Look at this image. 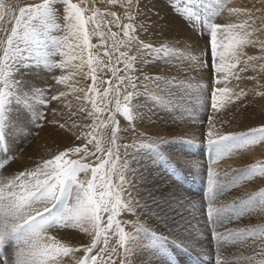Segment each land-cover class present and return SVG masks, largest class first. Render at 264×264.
I'll return each instance as SVG.
<instances>
[{"label":"snow or ice","instance_id":"6c2138e0","mask_svg":"<svg viewBox=\"0 0 264 264\" xmlns=\"http://www.w3.org/2000/svg\"><path fill=\"white\" fill-rule=\"evenodd\" d=\"M119 0H109L111 4H117ZM65 5V24L63 26L67 34L56 36L51 34V30H61V26L56 23L54 15L53 0H43L42 3L27 5L19 8V15L14 16V26L9 30L0 23V43L4 45L3 54L0 56V152L4 153L5 160L0 162V173L7 167V154L9 147L7 143V130L11 120L10 109L17 106L25 111L31 110L29 96L34 95L32 88L29 87L25 92L22 81L16 79V73L20 67L40 68L43 65L49 73L53 69H65L74 67L79 72L83 71L84 65H87L88 72L84 73L85 79L91 78L92 85L89 86L88 92H85L84 99L90 100L96 113L109 111V121L116 124V117L110 109H107L109 93H113L117 98L116 111L122 110L123 115L131 121L133 119V103L136 96L147 95L157 104L168 106L167 102L170 97L167 93L173 89L182 88L180 81L175 79H164L160 75L152 77L146 76L143 80L139 76L129 74L133 71V65L138 60L144 61L145 55L159 61H167L170 56L177 63L182 62L183 56L178 48L161 47L154 48L152 45L140 44L138 52L141 55L129 56L126 52L119 51L124 46L125 41L117 40V33L111 32V24L114 21L105 20V16L116 18V13H100L97 9H91V15L85 16L89 9L82 5L85 0L74 3L73 0H63ZM129 7H135L133 0H127ZM10 10L4 0H0V22L4 21L5 10ZM184 14L191 18V9L185 8ZM233 11H240L234 9ZM255 23L254 21L252 22ZM91 25V28L89 27ZM142 26V25H141ZM108 29V32L103 31ZM134 26L132 24L123 25V35L128 37V43L135 40L130 37ZM227 29V43L218 45L217 34ZM252 29V24L245 20L240 24L229 25H211L210 26V47L213 57L218 56L220 63L216 67L218 78L215 84L221 85L211 92V107L216 108V93L229 92L225 86L229 80L227 68L231 75L237 80L240 79V73L247 71L249 62L256 57L247 56L246 59L244 48L252 45H259L261 53H264V41L253 39L254 31L262 29ZM234 30V31H233ZM97 36L101 40L100 47H105L104 56L108 57L109 64L99 59L98 54H94L92 49L98 47L91 43V37ZM112 40L111 45L107 44ZM72 43H69V41ZM32 44L40 45L43 52L36 51L35 56L25 58L24 51L30 54L33 52L31 47L22 48L21 45L29 46ZM224 51H218V48ZM85 53L86 58H85ZM116 56L115 64L123 63L125 75L117 76L120 71L117 67H112V56ZM60 55L65 59L56 63L51 57ZM228 56L232 63L225 64V57ZM194 59V57H188ZM25 59L28 63L25 64ZM264 60V55L259 57ZM80 60L82 63L71 65L72 61ZM243 62V66H237ZM255 67V66H253ZM109 68L113 76L116 77L117 83L112 81H101L107 83L109 87L101 95V103L104 108L97 107V101L90 97L88 93L97 91L96 84L98 77L97 71H103ZM78 74L73 72L72 75ZM69 76L61 75L53 80L59 84H65ZM152 84L159 90V95L149 92V85ZM143 86L144 92L140 91ZM121 88L124 89L123 101L125 102L121 109L119 101ZM132 90L129 91L128 89ZM47 89L37 88L35 91L41 95ZM81 92L84 89H80ZM246 93L232 92L229 97L231 101L234 96L240 100ZM264 96V92L258 93ZM65 96L64 92L59 95H52L47 98L48 101H59ZM80 99L79 96L76 97ZM46 101H42L44 103ZM84 111L83 108L80 109ZM93 115L92 112L88 113ZM38 119H44V114L40 113ZM105 121L96 125L102 128ZM61 128L65 125L61 124ZM118 128H113L111 147L106 151L101 147L97 136L89 133L91 139L88 143L95 142V151H89L87 146L69 147L60 151L50 159H45L38 163L35 168L14 172L9 177L0 176V264H110L113 256L116 255L117 249L123 247L125 255L130 251L129 244L138 245L137 236L143 234L142 239L150 242L151 250L155 251L160 257L166 260V264H179L169 248L180 249L183 251L188 245L177 243L175 240H169L168 237L157 234L143 225H133V233H126L125 228L117 217L122 213L139 215L141 205L137 201L125 203L122 201V193L126 192L132 185V181L127 179L125 172L129 169L127 160L120 163V152L116 146V136ZM208 137L204 149L208 152L212 164H215L220 158L231 155L234 151L264 142V127L253 128L247 132H230L227 134H218L215 137L211 130L208 131ZM79 139V137H77ZM174 143L185 144L189 147H199L191 141L181 139L173 141ZM166 141L142 144L141 148L150 149L153 153L160 154V147ZM127 147V145H125ZM94 157L97 163L92 164L85 162L87 158ZM184 167L194 169L191 162H185ZM91 173L90 179H81V174ZM225 175H228L227 173ZM264 177V163L250 165L246 170L237 171L230 180L223 181L218 178V174L209 170L206 174L205 188L203 190L205 203L201 205L200 211L206 217L204 223L211 229V238L216 243V250L224 249L227 245H235L237 242H244L251 239L254 243L257 240L264 241V227H252L240 231H229L227 234L220 233L219 228L238 220L246 214L264 213V189L259 192L248 195L247 198L234 202L226 207H216L218 198L224 195L230 188L235 187L240 181L251 180L254 177ZM129 196L131 193L129 192ZM155 203V201H153ZM147 210V206H145ZM104 214H107L106 223ZM180 229L176 232L175 229ZM60 229H79L81 232L91 235L95 233L91 244L82 247H71L55 237L50 236V230ZM188 232L186 226L176 224L170 235H182ZM109 233L118 236L116 247L109 249ZM103 238L104 247L99 251L95 250ZM189 240L194 239L192 233L188 232ZM83 252L79 258L65 261V257L71 254ZM95 253V254H94ZM134 255V254H133ZM255 255L264 256V251H257ZM247 261H253L255 256L245 257ZM215 264H229L222 256L216 255ZM257 264H264V259L257 261Z\"/></svg>","mask_w":264,"mask_h":264},{"label":"rangeland","instance_id":"374dc122","mask_svg":"<svg viewBox=\"0 0 264 264\" xmlns=\"http://www.w3.org/2000/svg\"><path fill=\"white\" fill-rule=\"evenodd\" d=\"M124 1L125 0H120L119 3ZM161 1L165 2L167 8V13H165L178 21L179 25L189 33V39H194V42L197 43V49L199 48L195 56L193 53H188L189 57L200 58L199 65H196V67H194L195 69H191L188 64L182 62L175 63V61L170 64L171 66L173 65V67H170L169 63L166 65L170 67L172 76L166 77L165 79L178 80L183 86L179 90L173 89L172 92L167 93L170 97V100L167 102L168 106L157 104L156 107L157 110H159L157 115L158 118L156 115H153V119L156 117V121L159 122V125H173L177 130L173 133H158V135H150L141 131L135 125V108L137 106V98H139L140 95L135 97L132 105L133 119L129 121L123 115L122 110L120 112L116 111L117 98L113 93H109L108 100L110 103H107V109H110L112 114L115 115L116 124L109 121L108 110L96 113L97 118L94 122H90L86 134L87 137H85L83 141L77 142V145L74 146L70 144V146L84 147L86 145L89 151H95V142L91 144L88 143V140L91 139L89 133H92L97 136L101 147L106 151L111 147L110 141L112 139L113 128H118L116 146L119 148L120 152V163L127 160L129 169L125 172V175L127 179L132 181V185L128 190L122 193V201L125 203L131 201L133 204L138 201L141 205L138 216L122 212L117 217L125 228L126 233H133V225H143L144 227L154 230L159 235L168 237L169 240H175L177 243L188 245L183 251L180 249H173L171 246L169 248V251L179 264H215V257L218 254L222 255L229 264H257V261L264 259V256L255 255L257 251H264V241L257 240L254 243L251 239H248L244 242H237L235 245H227L224 249L220 250V252H217L216 243L211 238V229L204 223L206 217L200 211L201 205L205 203L203 190L205 188L206 174L209 170L218 174L220 180L227 181L230 180L232 176L236 175L237 171L246 170L252 164L264 163V142L238 149L231 155L220 158L215 164L211 163L209 154L204 149V145H206L209 139L207 134L209 130L213 132V136L215 137L218 134L247 132L253 128L264 127V120L257 125L253 123V116L255 117V115H248L249 111L247 109H242L241 99L236 100L233 96L231 101H229V97L234 90H230L229 92H217L216 108L211 107V92L221 85L214 83L218 78V73L215 69L220 61L218 56L213 57L211 54L210 26L213 24L223 25L225 19L224 15L228 10L229 0ZM23 2V0H14L13 7L6 16L7 19L2 21L3 26L9 30L8 34H10L11 27L14 26V16L19 15L20 7H24ZM91 7L103 13L96 3V0H93ZM185 8L191 9V18L184 14L183 10ZM151 13L153 14V12ZM145 18L150 19L151 16L147 15ZM104 19L107 20L106 16ZM53 30H51L52 35L60 36V31L62 29L58 32L55 29ZM103 31L108 32V29H103ZM223 31L224 29L217 34L218 45L227 43V36L225 37L222 35ZM111 32H113V30ZM3 35V33H0V36ZM96 38V43L98 47H100L101 40L99 37ZM91 39V43H93L94 39ZM116 39L118 40V37H116ZM198 42H200V44ZM111 43L112 40L109 39L107 44L111 45ZM176 43H178V41ZM185 45L187 44L185 43ZM3 47L4 45L0 43V56L3 54ZM21 47H31L33 49L31 54L28 51L23 52L25 58H28L30 55L35 56L37 50L40 52L44 51V49L37 44L29 46L21 45ZM100 50H103L104 53L105 47H100ZM218 51H224V49L221 47L218 48ZM134 53H136V51H133V54ZM117 54L118 53L113 54L111 66L120 69L116 74L117 76H123L125 75L124 66H121L123 63L118 65L115 64ZM127 54L133 56L132 53ZM56 58V56L51 57V59L58 63V59ZM106 58L108 62L104 64L107 65L109 64V59L108 57ZM187 60L190 61L188 57ZM27 63L28 60L25 59V64ZM224 63H232V60L226 56ZM189 64L191 65V63ZM154 65L156 66L157 64L154 63ZM241 65L242 63L237 66L236 71L239 70V67L243 66ZM154 69L153 67L144 69V71H141V76V73H137V65L135 62L133 71L129 74L139 76L140 79L143 80L146 76H155ZM161 69L162 67L159 70ZM172 69H176L177 72L172 71ZM194 70H197L198 73ZM225 71L228 72L229 80L232 79L237 83L241 79L237 80L234 78L227 68ZM96 74L98 75L96 84L97 91L88 94L90 97L91 94H93L92 98L94 97L97 101V107L104 108L105 105L101 103L100 97L109 85L107 83H101V81H112L115 85L117 80L109 68H104L103 71L100 73L97 72ZM15 75L16 79L22 81L26 93L29 87H31L32 92L35 94L29 96V102L31 104L30 111H25L19 106L9 110L11 113L10 122L14 123L13 121H16L17 131L15 132V127L13 128V133L12 130L9 131L11 133L7 131L6 138L10 135L15 137V141L19 139L14 146L8 145L10 150L7 154V167L0 173V176L9 178L10 174L14 172L25 171L22 170L25 166L23 164V157L26 154V148L29 147L34 140H36L35 143H37L32 150L35 151V155H37L35 164L37 165L42 162L40 157L45 154L47 148L46 145H43L41 142L46 137L47 132L44 131L41 134L40 132L42 129L48 127L50 114L53 112L52 104L54 105L56 102L48 101L47 98H50L52 95L60 94L57 90L55 91L54 84L59 87V84L53 80V75L57 77V70L55 69L49 73L43 65L38 69L22 65L19 72ZM241 75L244 76V73H240V77H242ZM88 79L89 83L85 87L86 91H88L92 83L91 78L89 77ZM37 88L47 90L41 95L35 91ZM74 89L78 92L76 83L71 81L68 93H71ZM128 90L131 91L132 89L129 88ZM240 90L243 89H239V92ZM140 91L144 92L143 86L140 87ZM236 91L237 89L235 92ZM149 92L156 95L160 94L159 90L152 84L149 85ZM124 94V89L121 88L119 96L121 109L125 103L123 101ZM144 99L146 101L148 100V102L145 103V105L147 104L146 108L149 104V106H152L151 104L156 105L149 96L145 95ZM42 101L46 102L42 103ZM250 108L251 107H249V109ZM167 110H169L168 113ZM137 111L138 110H136V113H138ZM40 113L44 114V119L37 118ZM14 116L17 117L13 119ZM101 121H105V125L102 128H97L96 125L100 124ZM160 121L165 122L160 123ZM11 127H13V125H11ZM179 129L183 130V135L179 133ZM181 139L191 141L199 147H189L185 144L173 142ZM74 140L75 138L69 143L74 142ZM160 141L168 142L162 144L160 147V154L163 156V159L150 149L140 147L142 144ZM125 145H127V147H125ZM64 146L55 149L49 156H54L60 151L66 150L67 148L64 149ZM36 148L41 149V154ZM260 149L263 150L260 151ZM236 159L243 164L238 166L228 165L227 161ZM4 160V153L0 152V162ZM248 160L253 161L248 162ZM85 162L92 164L97 163L94 157L87 158ZM185 162H191L192 165L195 166L194 169L184 167ZM226 173L228 175H225ZM90 178V172L87 175L81 174V179L86 180ZM261 189H264V177L257 176L251 180L240 181L235 187L230 188L224 195L220 196L215 206L226 207L241 199L247 198L248 195L259 192ZM129 192L131 196H129ZM153 201H155V203H153ZM145 206H147V210H145ZM106 218L107 214H104L105 223ZM176 224L186 226L188 232L192 233L194 239L189 240L187 238L188 232L182 235H170V232L175 228ZM252 227H264V213L256 212L246 214L238 220H234L224 227L219 228L218 231L227 234L229 231H240ZM67 230H70V232L66 233ZM175 231L180 232V229L176 228ZM48 234L55 237V239L61 243L71 247H82L83 245L91 244L95 235L94 232L89 235L88 233L81 232L79 229H54L50 230ZM142 236V233L137 236L138 245L129 244L130 251L127 253V256L125 255V249L119 247L110 264H166V260L160 257L155 251L151 250L150 242L146 239H142ZM109 237V249L116 247L118 236L114 233H109ZM100 247H104L103 238H101V243L95 251L98 252ZM77 253L80 254L79 257L83 255L82 251ZM75 255L76 253L71 254L70 257H68V261L74 259ZM248 256H255V259L251 262L247 261L245 257Z\"/></svg>","mask_w":264,"mask_h":264},{"label":"bare ground","instance_id":"6f19581e","mask_svg":"<svg viewBox=\"0 0 264 264\" xmlns=\"http://www.w3.org/2000/svg\"><path fill=\"white\" fill-rule=\"evenodd\" d=\"M13 1L14 0H4V3L6 6H9V8L11 9L13 7ZM23 1L24 4L23 3L22 4L24 6L39 4L43 2V0H23ZM55 1L53 0L55 20L56 23L59 24L62 29L60 31V36H64L67 34L66 30H64L63 28L65 24V15H66L65 5L63 3V0H55ZM73 2L79 4L81 0H73ZM92 3L93 0H85V4L82 5V7L86 6L89 9V11L85 13L86 17L91 15ZM96 3L99 5L103 13H112V12L116 13V18H113L110 15L106 16V18L108 21H114L111 24V29L113 30L114 33L118 34L117 35L118 40L125 41L124 46H121L119 48V51L132 53L133 56L138 57L139 55L142 54V52H138L140 44L137 43V41L142 42L143 44H149V45L152 44L154 48L161 47L162 45H164L167 48L180 49L183 56L182 63L188 64L191 69H195L194 67H196V65H199L200 58L198 57H194V59H190L191 62L187 60V57H189L188 55L189 52L190 54L193 53L194 56L197 53L199 49V48L197 49V43L194 42V39L193 40L189 39L190 38V36L188 35L189 33L185 31L182 26L179 25L178 21L174 17L169 16V14H166L167 8L165 6V2L161 0H133V4L135 5V7H129L127 0L121 3L118 2L117 4H111L109 3V0H96ZM227 9L228 10L226 14L224 15L225 19L223 25L240 24L243 23L245 20H248L249 23L252 24V29L250 30H254L257 28L262 29L261 31H254L253 39L264 41V0H229V5ZM234 9H239L240 11H233ZM9 11L10 10L8 9L5 10V17L9 14ZM151 12H153V14ZM147 15L148 16L150 15L151 18L146 19L145 17ZM4 19L6 20L7 17ZM253 21L255 22L254 24L252 23ZM125 24H132L134 26L133 31L130 32L129 34L130 37L132 36L135 37V40H132L131 43H128L129 38L124 37L123 35V25ZM89 27L91 28V25ZM227 31H228L227 29H224L222 35L226 37ZM96 37L97 36L91 37L94 39V42L92 43L93 45H97ZM177 41L178 43H176ZM69 43H72V41L70 40ZM185 43L187 45H185ZM198 43L200 44V42ZM92 51L94 54H98L99 59H101L104 63L108 62L106 56H104L103 50H100V47H96L92 49ZM133 51H136V53L133 54ZM243 51L245 53L244 59H246L247 56H253L256 57V59H253L252 61L249 62V67L247 71L243 72L244 76L241 75L242 77H240L241 79L237 83L234 82L232 79L228 80V82L226 83V87L229 88L230 90H234V92L236 89H237L236 92H239V89L244 90L243 92L246 93V95L241 98V106L243 107L241 108L244 110L247 109L249 111L248 115L250 114L255 115V117L253 116L254 118L253 123L257 125L262 123V121L264 120V96L258 95V93L264 92V60L259 59V57L261 55H264V53H261L259 49V45L255 47H253L252 45L246 46ZM86 55L87 54L85 53V58ZM56 57H57L56 59H58L57 60L58 63H60L62 60L65 59L60 55H56ZM143 59L146 62H140L139 60L136 62L137 73L138 72L141 73V71H144V69L146 68L148 69L149 67H153L155 68L154 69L155 75H160L164 79L166 77L172 76L170 67H173V65L171 66L170 64H172L171 62L174 61L176 63V60L173 59L171 56L167 61H161V64L159 60L153 59L152 57L147 55H145ZM80 63H82V61L75 60L71 62V65H76ZM154 63H156L157 65L155 66ZM167 63H169L170 67L166 66ZM189 63H191V65ZM161 67L162 69L159 70ZM55 70H57V77L61 75H65V76H69V79L68 81H66L65 84L58 83L59 87L56 84H54L55 91L57 90V92L59 93L64 92L65 96L62 97L61 100L56 101L54 105L52 104L53 108L52 107L51 108L53 109V112L52 114H50V120L48 122L49 125L45 129H42L40 132V134L43 133L44 131L47 132L46 137L41 142L43 145H46L47 148L45 154L41 155L40 157L41 161L52 158L53 156H49V155L57 148L58 149L62 148V146L65 145L63 148L66 149L69 147H73L70 146V144L75 146L77 145V142L83 141L85 137H87L86 134L88 132V127L90 122L91 121L94 122V120L97 118L96 112L94 109H92L89 100L84 99L85 92H88L86 91L85 87L89 83V79L88 78L85 79L84 76V73L88 72L87 65L86 64L84 65L82 72H79L74 67H68L65 69H55ZM74 71L77 72L78 74L72 75ZM172 71L177 72L176 69H172ZM194 71L198 73L197 70ZM97 72L100 73L101 71L98 70ZM71 81H74V83H76L78 92L74 89L72 90L71 93H68L69 84ZM81 88L84 89L83 92L80 91ZM92 95L93 94H91V97ZM77 96L80 97V101L76 99ZM144 97L145 95H140V97L137 98L138 99L137 106L135 108V116H136L135 125L141 131L150 135L151 134L158 135V133H163V132L173 133L174 131H176L177 128L174 127L173 125L170 126L168 125L166 126L163 124L159 125V122L156 121V117L159 111L157 110L156 107L157 103L156 105L151 104L152 106H149L150 104L148 103L149 107L147 106V108L149 109H147L146 108L147 104L145 105V103H147L148 100L146 101ZM249 107L251 108L249 109ZM81 108L84 109L83 112L80 111ZM136 110H138L137 111L138 113H136ZM168 111L169 110H167V113ZM89 112H92L93 115L89 116L88 115ZM153 115H156L154 119H153ZM16 117L17 116H14L13 119H15ZM13 122L14 123L10 122V124L13 125V127H11V125L9 124L7 130L8 132L11 130L12 133L14 130L15 132L17 131L16 121ZM164 122L165 121H160V123H164ZM61 124H64L65 127L61 128L60 127ZM178 131L183 135L184 132L182 129H179ZM77 137H79V139H77ZM14 138H15L14 136H10V135L9 137H7L8 145L14 146L16 144V141H18L19 139L15 141ZM74 138H75L74 142L69 143ZM35 141L36 140H34V142L29 147L26 148V154L23 157V164L25 166L22 168V170L33 169L36 166L35 158H37V155H35L36 153L35 151H32L35 145L37 144L35 143ZM36 149L40 153L41 149L39 148ZM262 150L263 149H260V151ZM252 161L253 160H248V162H252ZM227 163L229 166H238L243 164L239 162L237 159L227 161ZM68 232H70V230L66 231V233ZM79 255H80L79 253H76L75 258H78ZM64 260L68 261V257H65Z\"/></svg>","mask_w":264,"mask_h":264}]
</instances>
